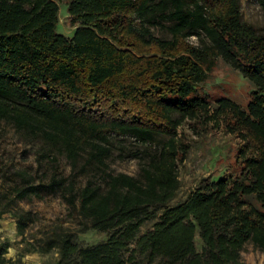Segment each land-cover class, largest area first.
<instances>
[{
    "label": "trees",
    "instance_id": "trees-1",
    "mask_svg": "<svg viewBox=\"0 0 264 264\" xmlns=\"http://www.w3.org/2000/svg\"><path fill=\"white\" fill-rule=\"evenodd\" d=\"M60 2H68L72 37L57 30ZM257 2L264 16V0ZM216 58L253 84L245 109L221 98L211 112L194 96ZM0 120L40 161L64 156L90 173L80 188L54 171L45 185L15 190L19 199L62 191L83 228L107 233L81 246L71 233L53 232L41 251L57 249L56 264H142L139 256L148 264H244L246 243L264 253V28L242 21L240 0H0ZM221 120L245 142L241 171L167 205L187 153L178 128ZM119 136L160 140L150 157L138 156L137 175L109 169ZM8 247L0 243V264L10 263Z\"/></svg>",
    "mask_w": 264,
    "mask_h": 264
},
{
    "label": "rangeland",
    "instance_id": "rangeland-1",
    "mask_svg": "<svg viewBox=\"0 0 264 264\" xmlns=\"http://www.w3.org/2000/svg\"><path fill=\"white\" fill-rule=\"evenodd\" d=\"M59 6L57 30L72 37L76 27L71 25L68 2H60ZM240 7L244 23L252 24L258 30L264 28V16L257 0H240ZM153 33L167 36L158 29H154ZM190 41L198 42L195 36L190 37ZM204 70V80L196 86L194 96L204 98L211 112L217 109L221 98H228L242 109L246 108L254 86L239 70L221 58L213 60ZM178 136L185 143L187 153L177 166L179 187L167 205L183 202L205 181L219 176L234 177L241 171L239 151L245 142L237 134L227 131L222 120L219 126L212 122L185 121L178 128ZM112 142L109 169L132 175L139 172L138 156L147 159L161 144L160 140L142 144L129 136L114 137ZM251 153L249 149L248 154ZM41 159L36 147L27 144L10 122L0 120V211L6 209L0 219V243H8L6 255H10L11 264H56L60 257L57 249L47 253L41 251L48 237L56 231L71 233L73 240L81 246L107 238L105 232L82 227L80 217L70 209L62 191H47L41 197L33 195L26 199L16 196L17 187L28 182L47 184L54 171L73 179L78 188L90 178L87 170H74L64 156H60L57 163ZM160 212L161 209H158L157 213ZM19 217L25 223L22 233L18 230ZM155 220L147 221L140 233L150 229ZM195 242L200 250L198 236ZM241 258L244 264H264V253L251 243L244 244ZM139 260L142 264H148L142 256H139Z\"/></svg>",
    "mask_w": 264,
    "mask_h": 264
},
{
    "label": "crops",
    "instance_id": "crops-1",
    "mask_svg": "<svg viewBox=\"0 0 264 264\" xmlns=\"http://www.w3.org/2000/svg\"><path fill=\"white\" fill-rule=\"evenodd\" d=\"M7 257L10 259V255H7ZM8 264H11V262H10V263H8Z\"/></svg>",
    "mask_w": 264,
    "mask_h": 264
}]
</instances>
